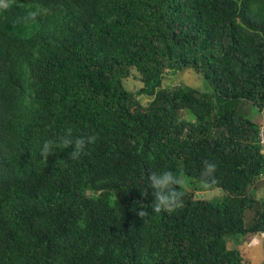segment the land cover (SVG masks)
I'll list each match as a JSON object with an SVG mask.
<instances>
[{
	"label": "trees",
	"instance_id": "1",
	"mask_svg": "<svg viewBox=\"0 0 264 264\" xmlns=\"http://www.w3.org/2000/svg\"><path fill=\"white\" fill-rule=\"evenodd\" d=\"M189 70L211 93L161 88ZM69 127L95 142L42 154ZM261 133L264 0H0V264H252ZM205 161L220 202L151 211L153 171L200 183Z\"/></svg>",
	"mask_w": 264,
	"mask_h": 264
},
{
	"label": "clouds",
	"instance_id": "2",
	"mask_svg": "<svg viewBox=\"0 0 264 264\" xmlns=\"http://www.w3.org/2000/svg\"><path fill=\"white\" fill-rule=\"evenodd\" d=\"M94 135H74L71 127L67 128L63 135L56 140L46 141L42 146V154L55 151L59 147L72 148L71 156L73 158L80 157L88 147L95 142ZM217 165L215 163L205 161L203 169L200 173V185L202 189H209L215 184V175ZM189 177L185 174H176L172 170L164 169L158 172L153 171L148 177L149 186L153 189L152 195L155 202L151 207V211L159 214L162 211H173L178 208L182 202L183 193L182 187L187 186ZM140 217H146L149 212L144 210L139 211Z\"/></svg>",
	"mask_w": 264,
	"mask_h": 264
},
{
	"label": "rangeland",
	"instance_id": "3",
	"mask_svg": "<svg viewBox=\"0 0 264 264\" xmlns=\"http://www.w3.org/2000/svg\"><path fill=\"white\" fill-rule=\"evenodd\" d=\"M123 86L129 92L138 93V91L143 87V84L138 80L137 74L132 72L131 76L123 81ZM184 86L198 89L201 92L211 93L208 84L192 70L185 71L183 73L173 72L168 74L164 77L161 84V88H178ZM137 96L139 102L144 106L151 100V98L145 94H138ZM243 106L246 113L244 114L246 116H252L254 120L258 121L263 120V113H258V111L248 103L243 102ZM238 108L241 109V103L238 104ZM262 139L264 138L262 137ZM191 186L197 190L195 198L203 201L220 202L224 195V193L218 188H209L207 190L202 189L199 182L193 183L190 179L187 186L183 187V189L190 191ZM253 193L258 198L264 195V177L256 183ZM252 217L253 213L247 211L244 219L246 225ZM243 244L245 251L248 252L252 260V264H264V235L258 234L256 236L248 237V239L243 241Z\"/></svg>",
	"mask_w": 264,
	"mask_h": 264
},
{
	"label": "bare ground",
	"instance_id": "4",
	"mask_svg": "<svg viewBox=\"0 0 264 264\" xmlns=\"http://www.w3.org/2000/svg\"><path fill=\"white\" fill-rule=\"evenodd\" d=\"M21 59H22V58H21ZM262 137L264 138L263 133H261V139H262ZM262 143L264 144V139H262Z\"/></svg>",
	"mask_w": 264,
	"mask_h": 264
}]
</instances>
